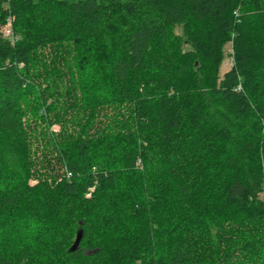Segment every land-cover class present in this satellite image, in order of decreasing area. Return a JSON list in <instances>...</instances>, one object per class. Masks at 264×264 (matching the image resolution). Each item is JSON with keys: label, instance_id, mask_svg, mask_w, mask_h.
Wrapping results in <instances>:
<instances>
[{"label": "trees", "instance_id": "16d2710c", "mask_svg": "<svg viewBox=\"0 0 264 264\" xmlns=\"http://www.w3.org/2000/svg\"><path fill=\"white\" fill-rule=\"evenodd\" d=\"M0 264H264V0H0Z\"/></svg>", "mask_w": 264, "mask_h": 264}, {"label": "rangeland", "instance_id": "374dc122", "mask_svg": "<svg viewBox=\"0 0 264 264\" xmlns=\"http://www.w3.org/2000/svg\"><path fill=\"white\" fill-rule=\"evenodd\" d=\"M175 32L180 33V29L179 28L175 29ZM225 51H226L225 52L226 54L224 55V57L222 59V62L220 64V66H219V75L220 76L223 75L224 72L229 70L231 68V65H232V60H231V58L228 55L229 54L228 53L229 52V45H227L225 47ZM53 128H55L57 130L58 126L54 125ZM87 196H89V195L87 194Z\"/></svg>", "mask_w": 264, "mask_h": 264}, {"label": "built area", "instance_id": "2783aa9c", "mask_svg": "<svg viewBox=\"0 0 264 264\" xmlns=\"http://www.w3.org/2000/svg\"><path fill=\"white\" fill-rule=\"evenodd\" d=\"M1 33L5 39H8L11 43L17 40V37L12 30V18L8 17L4 25L1 26Z\"/></svg>", "mask_w": 264, "mask_h": 264}, {"label": "water", "instance_id": "95a60500", "mask_svg": "<svg viewBox=\"0 0 264 264\" xmlns=\"http://www.w3.org/2000/svg\"><path fill=\"white\" fill-rule=\"evenodd\" d=\"M82 239V230H78L77 231V234H76V237H75V240L74 242L72 243L71 247H70V251H75L78 249L79 247V244H80V241Z\"/></svg>", "mask_w": 264, "mask_h": 264}]
</instances>
